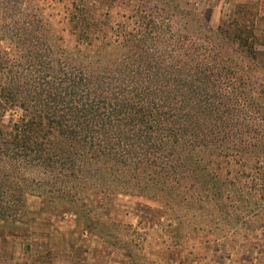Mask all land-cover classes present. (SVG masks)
Instances as JSON below:
<instances>
[{
  "label": "trees",
  "instance_id": "trees-1",
  "mask_svg": "<svg viewBox=\"0 0 264 264\" xmlns=\"http://www.w3.org/2000/svg\"><path fill=\"white\" fill-rule=\"evenodd\" d=\"M75 1L66 0V18L54 20L56 30L38 10L25 14L0 2V20L9 19L0 41L11 48L0 46V242L8 244L14 234L26 239V203L35 183L63 184L70 199L91 178L103 183L94 195L104 196L121 193L109 186L118 182L127 185L124 193L143 190L141 198L176 197L183 189L196 201V193L209 189L200 198L211 196L234 215L245 197L263 198L258 8L235 3L229 19L212 26L209 3L167 0L108 26L88 21L91 12H78ZM209 167L216 172L206 173ZM36 198L37 212L46 205L52 214H74L44 194ZM154 201L166 209L165 200ZM50 253L37 263L49 264ZM190 254L168 260L194 264Z\"/></svg>",
  "mask_w": 264,
  "mask_h": 264
},
{
  "label": "rangeland",
  "instance_id": "rangeland-1",
  "mask_svg": "<svg viewBox=\"0 0 264 264\" xmlns=\"http://www.w3.org/2000/svg\"><path fill=\"white\" fill-rule=\"evenodd\" d=\"M4 1H10L8 5L13 8L20 7L25 14L29 12L27 10H31L30 13L38 10L40 17L53 22L55 30L59 26L55 22L66 18V0H0ZM202 1L204 6L209 3L212 7L209 20L212 26L221 19H229L235 3L246 1L252 10L258 8L256 34L264 41V0ZM165 3L167 0H77L75 7L77 11L91 12V19H87L90 22L114 26L124 22L125 17L135 10L142 12L154 6L162 8ZM5 21L9 19L0 20V27ZM64 22L67 23L66 20ZM80 22H85L84 17ZM64 37L67 38L66 35ZM0 46L5 51L11 49L4 41H0ZM221 165L220 168L225 170L224 162ZM211 172L216 171L209 167L206 173ZM52 182L45 188H42L44 184H31L30 190L35 196L27 197L24 216L28 224L26 239L16 238L14 234L8 244L0 242V264H41L37 261L48 250L53 264H117L128 261L126 253L137 264H172L185 256L186 251L191 253L188 259L194 264H264V217L253 214V211L258 212L257 215L264 211V197L260 200L256 195L245 197L240 205V214L234 215L228 209L222 210L223 206L218 205L220 202L211 196L200 198L209 189L205 193H196V196L200 194L196 201L191 199L188 190L183 189L176 197L150 193L147 198H141L143 190L131 187L127 189L128 193H124L123 188L127 185L118 182L109 186L112 192L124 195L112 193L104 196L94 195L102 189L103 183L100 182L99 186V181L91 178L89 186L82 188L79 184L84 192L78 198L70 199L64 195L68 189L63 184ZM198 186L201 190L208 187ZM38 193L54 200L59 210L71 208L76 214L59 211L53 215L47 211L46 205L37 212ZM154 200H165L168 203L166 209L163 210L164 204ZM188 203L192 209L185 206ZM159 214L162 216L158 223L154 217ZM5 247H8L6 251ZM171 248L174 251L169 254ZM5 257L7 260L4 261Z\"/></svg>",
  "mask_w": 264,
  "mask_h": 264
},
{
  "label": "crops",
  "instance_id": "crops-1",
  "mask_svg": "<svg viewBox=\"0 0 264 264\" xmlns=\"http://www.w3.org/2000/svg\"><path fill=\"white\" fill-rule=\"evenodd\" d=\"M55 260H56V258H55ZM49 264H53V263L51 262V260H50ZM110 264H114V263L111 262ZM117 264H129V263H128V261H124V262H123V261H122V262L119 261ZM156 264H159V263H156Z\"/></svg>",
  "mask_w": 264,
  "mask_h": 264
}]
</instances>
